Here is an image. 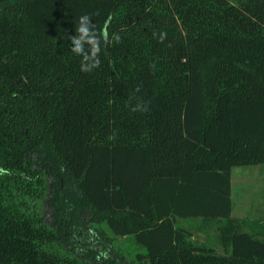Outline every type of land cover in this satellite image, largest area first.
<instances>
[{"label": "trees", "instance_id": "obj_1", "mask_svg": "<svg viewBox=\"0 0 264 264\" xmlns=\"http://www.w3.org/2000/svg\"><path fill=\"white\" fill-rule=\"evenodd\" d=\"M262 162L264 0H0V264H133L127 236L138 264H264L230 199L231 169ZM195 218L223 253L175 221Z\"/></svg>", "mask_w": 264, "mask_h": 264}, {"label": "rangeland", "instance_id": "obj_2", "mask_svg": "<svg viewBox=\"0 0 264 264\" xmlns=\"http://www.w3.org/2000/svg\"><path fill=\"white\" fill-rule=\"evenodd\" d=\"M230 199L231 217L243 220V228L255 236L264 238V162L248 166H235L230 171ZM35 210L49 218L50 209L46 205L45 195H41L34 201ZM177 225L183 226L189 231L188 240L200 244L209 245L218 253H223V242H219L220 233L219 220L214 219H177ZM108 236L111 232L105 225L95 224ZM115 243H119L120 250L126 261L138 264L134 259L136 252H143L140 246L135 245L130 236L126 238H113ZM224 245V244H223Z\"/></svg>", "mask_w": 264, "mask_h": 264}, {"label": "clouds", "instance_id": "obj_3", "mask_svg": "<svg viewBox=\"0 0 264 264\" xmlns=\"http://www.w3.org/2000/svg\"><path fill=\"white\" fill-rule=\"evenodd\" d=\"M156 36V33H153ZM166 38L165 33L159 34V39L163 41ZM70 42V51L81 58V72H91L100 65L99 54L101 52L102 37L98 35L96 26L92 22L89 14H83L77 18L75 25V34L68 35ZM138 110L139 106H138Z\"/></svg>", "mask_w": 264, "mask_h": 264}, {"label": "flooded vegetation", "instance_id": "obj_4", "mask_svg": "<svg viewBox=\"0 0 264 264\" xmlns=\"http://www.w3.org/2000/svg\"><path fill=\"white\" fill-rule=\"evenodd\" d=\"M49 215H50V213H49ZM49 220H50V219L48 218L47 221H49ZM112 244H113V246H114L115 249H117V250L119 249V252H121V250H120V246H119L120 244H119V243H118V244H119V245H118L117 243L114 242V239H113V240H112ZM121 254H122V252H121ZM122 256L124 257L123 254H122ZM124 259H125V257H124ZM125 261H126V259H125ZM127 262H128V261H127Z\"/></svg>", "mask_w": 264, "mask_h": 264}, {"label": "crops", "instance_id": "obj_5", "mask_svg": "<svg viewBox=\"0 0 264 264\" xmlns=\"http://www.w3.org/2000/svg\"><path fill=\"white\" fill-rule=\"evenodd\" d=\"M231 216H232V215H231ZM175 221H177V219H176Z\"/></svg>", "mask_w": 264, "mask_h": 264}]
</instances>
